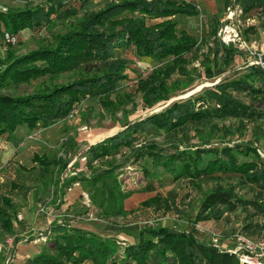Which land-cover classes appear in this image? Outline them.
<instances>
[{
  "label": "trees",
  "instance_id": "trees-1",
  "mask_svg": "<svg viewBox=\"0 0 264 264\" xmlns=\"http://www.w3.org/2000/svg\"><path fill=\"white\" fill-rule=\"evenodd\" d=\"M23 1L17 6L0 7V37L9 32L16 36V44L52 24L53 18L74 19L64 32L55 35L51 44L24 54L13 51L12 45H5L7 48L0 55V92L12 85L47 80L43 90L29 95L0 94V143L13 145L16 154L30 143L48 150L54 148L44 140L45 132L58 120L69 118L84 101L97 100L104 107L113 108L111 98L118 94L122 82H134L132 85L141 94L144 107L152 109L158 103L170 100L179 88L176 85L179 81H172L174 76L184 78L187 85L203 78H219L243 55L218 41L215 38L218 29L214 27L213 47L209 48L212 58H205L202 69L189 70L188 59L199 51L198 40L187 30H178L176 20L198 18L202 10L184 0H116L110 3L107 0L99 10L82 16L76 11L82 0ZM221 1L226 6L230 2ZM235 2L245 16L259 13L264 17V0ZM117 49L123 53L132 50L135 62L142 66L143 70L135 65L142 71L141 76L130 77L129 60L115 57ZM145 59L157 65L150 70L146 68ZM248 70L244 79L222 82L203 95L174 103L146 119L124 122L123 131L90 146L87 151L73 138L62 139V153L67 147L74 149L76 154L85 151L86 166L92 162L105 163V170L93 169L89 175L74 171L63 179L69 164L63 157L36 153L31 160L36 165L34 197L37 205L45 204L43 200L54 185L53 203L58 201L59 206L62 204V187L80 182L98 207H105L110 195H118V214L133 194L155 192L160 178L169 177L175 182L181 181V185L190 182L199 185L217 174L233 175L241 179V185L256 186L259 190L257 199H246L236 192V187H218L200 201L187 231L145 226L137 231L134 243L101 237L73 227L67 221L54 219L49 234L46 233L45 244L27 264H246L233 253L235 245L224 250L217 248L213 239L218 238L222 243L220 234L206 227L225 214L250 206L264 214V159L255 146L264 143V130L260 125L256 127L254 143L238 144L231 140L238 133L243 135L244 121L259 124L264 119V109L259 107L264 106V70L260 66H251ZM76 71H86L87 75L66 83L55 82L56 78ZM255 81L259 85L255 86ZM236 94H245L250 101L246 102ZM229 119L240 121L237 131L232 126L220 128L216 124V120ZM219 132L226 138L222 147H209L213 136ZM154 136L164 137V144L155 141ZM195 139L197 144L194 145ZM15 162L10 161L2 167L18 175L25 168ZM133 168L142 172L147 184L128 190L122 178ZM5 187L0 183V232L11 234L18 204L10 194L3 193ZM10 188L14 191L17 185L12 183ZM170 196V199H164L157 195L143 206L162 205L168 210L171 203L183 210L176 203L177 196ZM186 196L190 197L189 193ZM107 230L117 231L115 228ZM237 233L228 234V239ZM14 243L18 244V241Z\"/></svg>",
  "mask_w": 264,
  "mask_h": 264
},
{
  "label": "rangeland",
  "instance_id": "rangeland-1",
  "mask_svg": "<svg viewBox=\"0 0 264 264\" xmlns=\"http://www.w3.org/2000/svg\"><path fill=\"white\" fill-rule=\"evenodd\" d=\"M116 0H108L112 2ZM198 5L202 10V15L198 18H177L178 30L185 29L198 40L199 51L195 52L189 59L187 68L189 70L202 69V64L205 58H212V53L209 48L213 47L214 37L212 30L214 27L218 29V41L224 44L223 40H227L228 34L226 29H233L238 32L239 38L248 46L247 49L241 50L238 46L229 45L237 49L242 56L237 58L236 62L230 66L227 71L215 79H200L191 85H187L184 78L174 76L172 81H179L178 89L168 101L158 103L154 108L147 109L144 107L141 94L136 91V86L132 85L131 80L122 82V86L115 94L111 101L114 103L113 108L104 107L97 100H89L80 103L72 113V117L58 120L52 129L45 132L44 140L54 146L51 150L45 149L39 144L30 143L21 147L19 153H14V146H9L6 143H0V183L5 184L3 193L10 194L14 201L18 204V211L13 223V232L11 234L0 232V264H27L36 254L40 252L46 241V233L50 229V223L54 219L59 222L67 221L71 226L93 232L101 237H114L121 240H126L130 243L136 242L137 231L145 226H164L173 228L179 231H187L190 228L193 212L197 213L196 207L200 201L210 192L218 187L228 189L236 187V192L248 200L258 198L259 190L256 186L241 185V179L233 175H214L212 179L199 182H190L182 184L181 181L175 182L169 177L160 178L156 184V191L151 193H135L129 197L123 205L121 213L116 214L118 210V195H110L105 201L106 206H96L90 199V195L84 192L83 184L76 182L68 187H62V204L59 206L58 201L53 203L52 191H48V195L44 198V205H37L34 197V191L37 187L34 176V168L36 165L32 163V157L39 153H45L54 157H63L69 161L67 169L63 172V179L70 177L74 171L79 173L90 174L92 170L107 168L105 163L92 162L90 166H86L84 152L90 146L96 145L107 138L113 137L117 133L123 131L122 127L126 122H135L146 119L154 114L162 112L172 104L186 101L192 97H197L206 93L213 86L225 81H237L244 79L249 74V67L258 66L256 59L252 53L263 54L264 59V17L259 13H254L251 16H245L241 6L230 0L226 6L221 0H184ZM23 0H0V7L8 8L24 3ZM107 0H82L79 7L76 8L79 16L92 10H99L105 5ZM52 24L44 27L33 36L29 35L27 40L12 45L10 48L18 54H24L37 47L51 44L53 38L58 33L65 31L72 19H56L53 18ZM226 35V37H225ZM225 45V44H224ZM240 46V45H239ZM7 46H0V55L6 50ZM115 57H125L129 60L130 77L138 78L140 70L135 67V57L132 50L128 53H123L117 49ZM157 64L146 65V68L152 69ZM86 71H76L66 74L55 79V82L61 84L86 77ZM46 78L32 81L29 84H21L19 86L7 87V90L1 91L2 95L25 96L35 91L43 90L46 86ZM259 85L255 81V86ZM239 98H243L246 102L250 99L245 94H236ZM255 106L258 103L255 102ZM260 109H264L263 105H259ZM118 123V124H117ZM245 129L243 135L236 134L231 140L238 144L255 141L256 127L259 125L264 130V119L260 120L259 124L244 121ZM216 124L220 128L232 126L235 131L240 126V121L236 119L216 120ZM49 131V132H48ZM48 132V133H47ZM67 137L75 139L76 143L85 147V151H80L76 154L75 150L67 147L62 153L60 148L62 139ZM155 141L164 144V137H153ZM223 132L216 133L213 136L209 147H222L225 140ZM194 145L197 140H193ZM259 155L264 159V143L257 146ZM14 154V155H13ZM121 158H118L120 160ZM16 161L25 168L18 175L10 173L7 167L3 165ZM143 164V163H141ZM146 163H144L145 165ZM3 168V169H2ZM162 168L159 169L161 173ZM123 185L128 190H134L136 187L145 186L147 181L144 179L142 172L138 170H127L126 175L122 178ZM14 183L17 189L11 191L10 185ZM55 183V182H54ZM186 186V187H184ZM189 193L190 197H187ZM176 195V203L180 206L178 210L175 205L170 203V208L167 210L161 205L160 207H145L143 204L152 197L161 195L164 199H170V195ZM264 200V197H263ZM59 207V208H57ZM43 208V209H42ZM105 212L109 214L106 215ZM195 215V214H194ZM107 228H115L117 231H109ZM207 229L216 231L222 238V243H234L228 239V234L241 232L247 234L251 238L261 237L264 239V214L257 211L254 206L245 209H239L234 213L225 214L218 221L210 222ZM263 229V230H262ZM49 234V233H48ZM225 235V236H224ZM227 236V237H226ZM15 240L18 244H15ZM232 245V244H231Z\"/></svg>",
  "mask_w": 264,
  "mask_h": 264
},
{
  "label": "built area",
  "instance_id": "built-area-1",
  "mask_svg": "<svg viewBox=\"0 0 264 264\" xmlns=\"http://www.w3.org/2000/svg\"><path fill=\"white\" fill-rule=\"evenodd\" d=\"M225 33L228 34L227 40L225 39L223 40L225 45L227 46L232 45L236 47L238 46L241 50H245L248 48L246 43L243 42L241 38H239L237 31L227 28ZM0 43L4 45H15L17 43V38L16 36L12 35L9 32H4L0 37ZM251 55H253V57L256 59L255 63L264 70L263 54L261 55V54H256V53L251 52ZM135 65L136 67L142 69L140 62L136 61ZM229 240L235 241L234 243H231L232 245H235L233 253L237 254L243 263L264 264V239L263 238L261 237L251 238L245 233L238 232L236 235L230 237ZM213 243L217 248L222 249V250L229 249V247L232 246L230 243L219 242L218 238H214Z\"/></svg>",
  "mask_w": 264,
  "mask_h": 264
},
{
  "label": "crops",
  "instance_id": "crops-1",
  "mask_svg": "<svg viewBox=\"0 0 264 264\" xmlns=\"http://www.w3.org/2000/svg\"><path fill=\"white\" fill-rule=\"evenodd\" d=\"M146 64L151 65L153 62L150 59H145Z\"/></svg>",
  "mask_w": 264,
  "mask_h": 264
}]
</instances>
